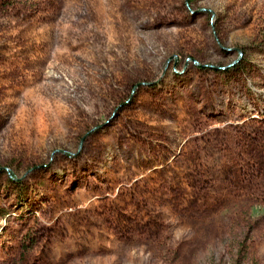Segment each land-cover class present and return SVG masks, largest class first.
Returning a JSON list of instances; mask_svg holds the SVG:
<instances>
[{"label":"rangeland","instance_id":"374dc122","mask_svg":"<svg viewBox=\"0 0 264 264\" xmlns=\"http://www.w3.org/2000/svg\"><path fill=\"white\" fill-rule=\"evenodd\" d=\"M264 264V0H0V264Z\"/></svg>","mask_w":264,"mask_h":264},{"label":"trees","instance_id":"16d2710c","mask_svg":"<svg viewBox=\"0 0 264 264\" xmlns=\"http://www.w3.org/2000/svg\"><path fill=\"white\" fill-rule=\"evenodd\" d=\"M14 264H23V263H22V262H18V261H17V262H15Z\"/></svg>","mask_w":264,"mask_h":264}]
</instances>
